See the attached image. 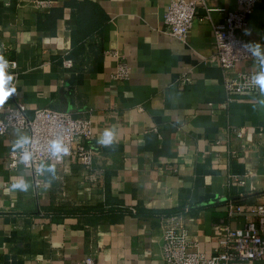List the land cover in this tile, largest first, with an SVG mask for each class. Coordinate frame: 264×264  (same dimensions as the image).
<instances>
[{"label": "crops", "instance_id": "crops-1", "mask_svg": "<svg viewBox=\"0 0 264 264\" xmlns=\"http://www.w3.org/2000/svg\"><path fill=\"white\" fill-rule=\"evenodd\" d=\"M52 1L39 11L0 0V52L17 73L3 106L24 103L31 115L66 104V112L89 117L94 161L91 168L75 158L49 163L35 187L28 170L8 167L9 150L27 133L0 137V264H70L87 255L97 264H164L157 217L172 214L210 255L227 202L264 200V93L226 104L223 89L238 72L261 71L264 0L238 33L262 56L230 69L214 60L211 24L223 22L222 11L205 19L197 7L182 43L164 23L169 0ZM207 5L237 9L236 0ZM118 63L128 66L126 79L112 78ZM184 73L191 83L181 84ZM109 130L111 143H101ZM13 178L28 190H12ZM226 222L237 227L243 219Z\"/></svg>", "mask_w": 264, "mask_h": 264}, {"label": "built area", "instance_id": "built-area-1", "mask_svg": "<svg viewBox=\"0 0 264 264\" xmlns=\"http://www.w3.org/2000/svg\"><path fill=\"white\" fill-rule=\"evenodd\" d=\"M39 11L51 7L52 0H22ZM237 9L226 11L207 5V0H169L164 14V23L168 34L175 40L188 43L189 33L196 16L197 7L204 9L205 19H210L213 11H222L225 17L222 23L211 24L214 39V60L222 69H230L240 61L254 57L249 50L252 46L246 39L238 36L247 26L248 17L252 14L256 3L260 0H236ZM264 27V14H263ZM112 55L117 56L115 52ZM14 65V66H13ZM65 68H73L75 63L70 57L62 59ZM16 63L9 62L8 73L13 76L9 87L13 86L17 76ZM258 73L241 71L235 76L226 78L223 82L225 103L228 104L243 93L256 94L259 86L253 83V77ZM129 68L124 63H118L112 74L114 80L126 79ZM181 84L191 83L188 73L181 75ZM16 130L27 133L30 143L26 150L31 153V160L25 164L21 157L24 149L15 148L8 152V167L12 170L23 167L31 174L35 187L41 184V177L49 163H63L75 158L81 165L91 168L94 161V151L86 145L92 136L93 125L89 117H76L69 112L41 107L31 115L26 112V105L17 102L14 106L0 107V137L8 131ZM157 131L156 128L153 129ZM243 134L240 129L236 131ZM52 141H61L67 148V154L53 156L50 151ZM244 185L245 181H237ZM239 198L243 192L238 194ZM226 219L219 225L221 234L216 237V246L208 255L198 248V242L190 237L186 223L180 214L161 215L157 221L161 230V257L164 264H255L264 261V200L245 205L241 201L229 200L226 204ZM242 218L241 226H231L226 220ZM70 264H97L93 256L87 255Z\"/></svg>", "mask_w": 264, "mask_h": 264}, {"label": "clouds", "instance_id": "clouds-1", "mask_svg": "<svg viewBox=\"0 0 264 264\" xmlns=\"http://www.w3.org/2000/svg\"><path fill=\"white\" fill-rule=\"evenodd\" d=\"M245 34H249V32L246 30ZM249 50L256 57L262 56L259 44L249 46ZM8 66L9 61L6 60L2 52H0V107H2L16 91L14 87H9L10 82L13 80V76L8 73ZM261 66V71L253 77V83L255 85H258L261 92L264 93V59H261ZM112 138L113 134L109 130L104 133V136L100 142L103 144H108L111 143ZM29 143L30 140L27 137H21L13 146L14 149H24L21 160L25 164H27L31 160V153L26 150V145H28ZM50 151L53 156L57 157H59L61 153L66 155L68 152L67 148L62 145L61 141H52ZM52 170L53 169L50 167L49 171ZM28 187L29 185L23 178H13V183L11 185L12 190L27 191Z\"/></svg>", "mask_w": 264, "mask_h": 264}, {"label": "trees", "instance_id": "trees-1", "mask_svg": "<svg viewBox=\"0 0 264 264\" xmlns=\"http://www.w3.org/2000/svg\"><path fill=\"white\" fill-rule=\"evenodd\" d=\"M78 16H79V14H78ZM79 20L82 21V23L84 24V20H83V18L79 17ZM89 23H90V22H88V24H89ZM98 31H99V30H98ZM70 58H71V57H70ZM233 201L237 202V201H240V200H238V198H236V199H233ZM52 211L54 212V214L57 213L56 210H50L51 213L49 212L48 214L53 215ZM62 213H63V212H62ZM172 215H175V214H172Z\"/></svg>", "mask_w": 264, "mask_h": 264}, {"label": "water", "instance_id": "water-1", "mask_svg": "<svg viewBox=\"0 0 264 264\" xmlns=\"http://www.w3.org/2000/svg\"><path fill=\"white\" fill-rule=\"evenodd\" d=\"M64 106H65V107H64V109H62V110H64V111H65V110H67V109H66V104H65Z\"/></svg>", "mask_w": 264, "mask_h": 264}]
</instances>
